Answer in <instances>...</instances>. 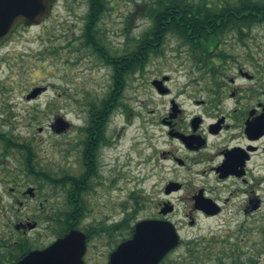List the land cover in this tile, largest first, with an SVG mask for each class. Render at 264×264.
<instances>
[{
    "label": "flooded vegetation",
    "instance_id": "obj_1",
    "mask_svg": "<svg viewBox=\"0 0 264 264\" xmlns=\"http://www.w3.org/2000/svg\"><path fill=\"white\" fill-rule=\"evenodd\" d=\"M52 11L47 19L53 17ZM45 21L43 19L32 25L19 22L0 41V73L3 67L7 70L5 79L11 75L8 70L11 68V59L18 54L15 53L16 45L25 43L29 38L27 33L32 29H39V38H43L45 31L42 26ZM218 24L212 28L219 27ZM236 28L234 26L223 37L231 38L229 34H234L232 40L237 45H242L243 49L249 48L254 37L252 30L243 28L239 34ZM239 35H242V41L238 39ZM69 41L71 45L76 43V32L72 31ZM219 41H216L215 49L203 55H197L186 47L190 87L195 88L200 81L206 80L204 87H196L194 91H171L168 87L171 78L168 77L162 84L168 91H155L150 86L153 91H133L129 97L127 91H112L111 111H118L122 120L134 114L130 109L132 103L139 104L138 107L149 103L155 105V102L163 106L161 113L156 112L155 115V109L149 113L153 116L156 141L167 146L158 155L170 162L171 178L161 187L163 199L155 204L152 219L172 221L176 211V204L171 201L174 196H180L189 205L186 217L190 226L195 224L196 216L213 219L235 203L241 202L243 215L264 206V195L256 194V189L264 193V187L260 189L261 184H264V88L248 84L256 80V73L246 69L247 65H254L256 58L246 49L242 53L231 50L229 54L223 48L228 41ZM124 69V64L120 63L118 71L122 80L125 77ZM193 73L198 74L196 78ZM239 80L245 83L238 85ZM0 91L9 90L0 83ZM144 95L149 97L140 98ZM92 109L90 105L87 123L79 129L81 139H75L70 147L72 158L69 162L75 161L73 172L69 175L56 177L42 167L38 153L11 152L7 147L11 148L12 142L0 137V264H20L34 252L44 251L73 229L85 235L86 251L82 260L86 264L87 246L96 235L88 240L87 234L95 228L99 230L95 223L83 226L93 209V182L104 189L108 179L105 178V183L97 180L101 170L100 156L114 145L107 129L109 105L97 109L96 117H93ZM64 124L65 128L69 126ZM63 177L70 179L64 187ZM114 183L115 180H111L108 185L113 186ZM132 208L136 211L141 209L139 201ZM163 210L168 211L163 213ZM66 213L70 215L69 220L66 219ZM229 214L236 217L240 215L237 211ZM173 224L179 231L178 224ZM107 231L102 230V233ZM183 244L186 245L187 264H208L213 259L215 264H237L222 263L219 258L225 257V254L232 257L237 242L229 234L223 238L200 236L187 241L180 239L175 249ZM108 258L109 255L106 264ZM35 263L31 258L27 264Z\"/></svg>",
    "mask_w": 264,
    "mask_h": 264
},
{
    "label": "rangeland",
    "instance_id": "obj_2",
    "mask_svg": "<svg viewBox=\"0 0 264 264\" xmlns=\"http://www.w3.org/2000/svg\"><path fill=\"white\" fill-rule=\"evenodd\" d=\"M149 1L109 0L107 10L98 22L97 34L104 38L113 53L123 55L126 43L132 45V38H138L150 27L146 15ZM87 8L86 0H57L53 17L46 19L42 26L44 37L39 38V29L30 30L26 42L15 47L18 54L11 59L10 77L5 79L8 72L4 67L0 73L2 87L9 90L0 91V137L12 142V147L18 144L38 153L42 167L56 177L73 172L75 160L69 162L72 142L81 139L79 129L87 123L89 106L106 98L111 83L110 68L100 62L90 49L82 47ZM72 31L76 32L77 41L71 45ZM251 32L253 41H250V49H245L251 51L256 59L254 65H247L246 69L249 72L254 70L256 80L248 84L264 88V23L254 26ZM229 35L233 37L234 34ZM232 37L219 41H228L223 48L229 54L231 50L246 52ZM189 67L186 48L181 47L178 40L167 38L162 54L151 56L142 71L130 75L123 91H127V97L133 91H153L150 82L161 76L171 78L168 86L171 91H194L196 87H204L206 80L200 81L195 88L190 87ZM197 75L193 73L194 78ZM244 83L238 81V85ZM32 87L45 90L40 91L36 98L27 100L29 91L26 90ZM143 97L149 96H140ZM138 106L130 104L134 114L125 120L118 111L113 110L109 114L107 129L114 145L100 156L101 170L97 180L105 183V178L108 179L104 189L93 182V209L83 226L95 223L99 230L94 229L96 235L87 246L86 264H106L109 253L126 237L127 224L133 226L137 221L152 219L155 204L163 199L161 187L171 178L170 162L158 155L167 146L156 141L153 116L149 113L154 109L155 115L156 112L161 113L163 106L157 102L155 105ZM64 122L69 126L65 128ZM12 147L7 148L11 152H19ZM111 180H115L113 186L108 185ZM262 187L264 184L260 189ZM260 191L256 189V194L264 195ZM179 197L171 198L176 204L171 222L178 224L181 240L200 236L223 238L229 234L237 245L231 258L226 254L219 257L222 263L248 264L250 261L264 264V206L243 215L241 202L235 203L216 218L196 216L195 224L190 226L186 217L189 205ZM133 198L141 204L138 211L132 208ZM239 200L241 198L236 201ZM62 206L64 211V191ZM231 211L240 215L232 216L229 214ZM121 221L123 224L117 230L102 233V230ZM177 262L188 263L185 244L167 255L161 264ZM208 264H215V260Z\"/></svg>",
    "mask_w": 264,
    "mask_h": 264
},
{
    "label": "trees",
    "instance_id": "obj_3",
    "mask_svg": "<svg viewBox=\"0 0 264 264\" xmlns=\"http://www.w3.org/2000/svg\"><path fill=\"white\" fill-rule=\"evenodd\" d=\"M88 8L86 22L81 36L82 47L90 49L97 59L111 71V83L106 98L99 104H92V115H98L97 109L109 105L112 110V91H123L130 75L142 71L151 56H160L167 38L179 41L181 47H189L195 54H206L216 48V41L223 38L231 29L241 34L243 28L250 30L264 23V0H151L148 2L146 15L150 21L148 27L138 38L133 37V44L126 43L123 55L113 53L106 46L103 37L97 34V25L101 16L107 10L109 0H86ZM219 23V27H213ZM203 26V28L201 27ZM210 26L209 28H204ZM238 39L243 40L242 35ZM129 41V40H128ZM124 64V80L119 77V64ZM107 114L105 115V117ZM19 151H30L25 146L13 145ZM70 181L69 177L62 178V186ZM137 203V198H133ZM69 220L70 215L65 214ZM123 221L112 225L108 231L117 230ZM126 238L132 234L133 226L126 225ZM66 231V230H63ZM96 234L90 230L87 239ZM122 239V240H124ZM121 240V241H122ZM254 264V262H252ZM248 261V264H252Z\"/></svg>",
    "mask_w": 264,
    "mask_h": 264
},
{
    "label": "water",
    "instance_id": "obj_4",
    "mask_svg": "<svg viewBox=\"0 0 264 264\" xmlns=\"http://www.w3.org/2000/svg\"><path fill=\"white\" fill-rule=\"evenodd\" d=\"M54 0H0V41L19 22L27 25L38 24L50 14ZM154 80L151 85L157 91H168L163 81ZM40 91H31L26 99L34 98ZM166 205V204H165ZM168 210H163L166 213ZM179 243L174 225L167 220L145 219L135 223L130 238L120 242L109 254L107 264H159L165 255ZM86 251L85 235L78 230H70L61 239L42 252H34L20 264H84L82 257ZM28 260V261H27Z\"/></svg>",
    "mask_w": 264,
    "mask_h": 264
}]
</instances>
